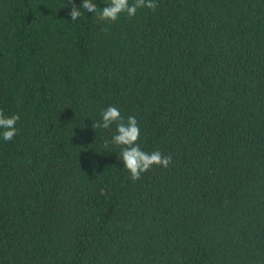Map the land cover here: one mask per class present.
Masks as SVG:
<instances>
[{
    "label": "trees",
    "instance_id": "16d2710c",
    "mask_svg": "<svg viewBox=\"0 0 264 264\" xmlns=\"http://www.w3.org/2000/svg\"><path fill=\"white\" fill-rule=\"evenodd\" d=\"M82 2L0 0V264H264V0ZM108 106L171 165L133 181Z\"/></svg>",
    "mask_w": 264,
    "mask_h": 264
},
{
    "label": "clouds",
    "instance_id": "9594fccd",
    "mask_svg": "<svg viewBox=\"0 0 264 264\" xmlns=\"http://www.w3.org/2000/svg\"><path fill=\"white\" fill-rule=\"evenodd\" d=\"M106 5L102 9L98 8L93 0H83L80 8L72 4L69 12L71 21L79 19L86 12L94 14L98 23L108 25L115 23L121 14L131 18L138 10L147 9L154 12L159 6L157 0H108ZM101 30L106 32L108 29L104 27ZM18 120L19 115H6L0 110V138L4 141L12 140L18 132L16 128ZM113 125L115 134L112 135L111 141L105 140L104 147L107 148L111 143L120 149V160L133 181H138L142 174L151 170L153 166L167 169L171 165V155H164L159 150L149 153L141 149L139 144L141 132L136 117L133 115L125 119L116 106L104 109L101 120L92 124V128L110 129Z\"/></svg>",
    "mask_w": 264,
    "mask_h": 264
}]
</instances>
